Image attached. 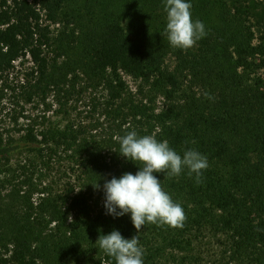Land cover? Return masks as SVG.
Here are the masks:
<instances>
[{
  "label": "trees",
  "instance_id": "obj_1",
  "mask_svg": "<svg viewBox=\"0 0 264 264\" xmlns=\"http://www.w3.org/2000/svg\"><path fill=\"white\" fill-rule=\"evenodd\" d=\"M165 2L0 0V79L28 57L33 69L21 87L29 102L52 95L66 105L83 80L107 92L115 115L103 139L93 126L77 124L27 126L18 137L0 132V188H10L0 190V264H66L91 253L93 264H116L96 247L113 230L126 239L137 235L143 264H156L158 251L144 242L171 227L146 223L137 233L130 213L108 215L104 202L93 218L85 199L88 193L105 199L106 180L139 171V162L118 153L119 138L133 130L166 140L181 156L194 149L207 158L199 183L187 169L154 175L182 206L184 227L211 226L228 236L236 260L264 264V37H256L264 31V5L186 0L206 35L184 50L167 39ZM124 76L155 90L165 107L155 114L146 104L123 101ZM16 156L23 164L13 167ZM63 159L80 172L85 194L56 199L30 180L40 166Z\"/></svg>",
  "mask_w": 264,
  "mask_h": 264
},
{
  "label": "rangeland",
  "instance_id": "obj_2",
  "mask_svg": "<svg viewBox=\"0 0 264 264\" xmlns=\"http://www.w3.org/2000/svg\"><path fill=\"white\" fill-rule=\"evenodd\" d=\"M254 2L259 3L256 4L259 9L264 5V0H254ZM261 36L264 37V31L256 32L257 38ZM47 57L52 59L53 55L48 53ZM172 63L167 61L169 67ZM32 69L33 64L28 57H25L16 61L13 69L0 79L1 133L18 137L27 126L40 131L47 127L77 124L87 128L93 126L96 128L93 134L100 139L111 134L112 120L115 119V115L112 113L113 110L109 111L107 108L109 107L107 106L108 94L102 87L91 88L81 80L77 84L74 96L66 105L64 102L62 105L58 104L52 95L47 96L45 101L41 97H33L29 102L25 93L27 90L21 86ZM259 74L264 76V69ZM123 79L126 83L123 101L131 99L134 105L146 104L149 109H155V114L165 107L164 100L155 90L143 87L139 81L130 77L124 76ZM144 97L147 99L143 100ZM118 104L119 102L116 106ZM22 158V156H16L13 159V167L23 164ZM40 169L41 173L32 176L28 174L30 180L38 186V189H45L46 193L54 198L71 199L79 192L85 194L80 172L70 166L65 159L56 161L55 166L48 168L40 166ZM3 179L4 176H0V180ZM9 190L10 188L7 187L6 191L1 190V192L5 194ZM39 197L38 194H34L32 201L37 203ZM85 199H87L90 216L95 218L105 199L97 194L89 193L85 194ZM67 202L68 205L69 201ZM144 243V246L153 247L158 251L156 264H244L233 257L228 236L216 232L211 226L201 228L185 226L182 233L172 228L170 233L151 237ZM93 256V253L83 258L77 256L72 260L69 259L66 264H93Z\"/></svg>",
  "mask_w": 264,
  "mask_h": 264
},
{
  "label": "clouds",
  "instance_id": "obj_3",
  "mask_svg": "<svg viewBox=\"0 0 264 264\" xmlns=\"http://www.w3.org/2000/svg\"><path fill=\"white\" fill-rule=\"evenodd\" d=\"M191 7V3L186 0H166L164 4L167 13L165 33L170 45L175 48L190 49L206 35L203 22H193ZM119 143L118 153L142 166L138 167L139 171L135 175L126 172L119 178L105 181L106 214L119 217L130 213L137 233L146 223L183 228L186 215L182 206L162 189L154 173H166L168 177H174L187 169L188 175L195 174L199 183L202 171L209 166L207 158L194 149L186 150L181 156L166 140L158 142L151 135L138 136L135 130L120 137ZM93 186L99 187L98 183ZM96 244L113 257L116 264H143V249L137 235L126 239L118 230H113L107 235H100Z\"/></svg>",
  "mask_w": 264,
  "mask_h": 264
}]
</instances>
